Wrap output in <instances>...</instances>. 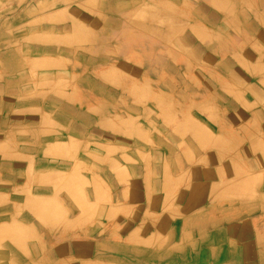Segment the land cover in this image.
I'll return each instance as SVG.
<instances>
[{"label":"crops","instance_id":"obj_1","mask_svg":"<svg viewBox=\"0 0 264 264\" xmlns=\"http://www.w3.org/2000/svg\"><path fill=\"white\" fill-rule=\"evenodd\" d=\"M263 87L264 0H0V264H261Z\"/></svg>","mask_w":264,"mask_h":264},{"label":"bare ground","instance_id":"obj_2","mask_svg":"<svg viewBox=\"0 0 264 264\" xmlns=\"http://www.w3.org/2000/svg\"><path fill=\"white\" fill-rule=\"evenodd\" d=\"M258 2V1H257ZM149 3V2H148ZM153 4V3H152ZM144 6V5H143ZM158 7V6H157ZM156 7V8H157ZM159 9V8H158ZM57 10V9H56ZM55 10V11H56ZM191 20V19H190ZM207 25V24H206ZM261 27V26H260ZM208 28V27H207ZM209 32V31H208ZM71 33V32H70ZM187 45V44H186ZM185 45V46H186ZM184 46V47H185ZM248 61V60H247ZM223 62V61H222ZM253 62V61H252ZM193 63V62H192ZM222 64V63H221ZM227 66V65H226ZM228 67V66H227ZM223 68H224V66H223ZM124 71V70H123ZM128 71V70H127ZM229 72V71H228ZM133 74V73H132ZM195 74V73H194ZM217 74V73H216ZM136 76H138V75H136ZM256 76V75H255ZM196 77H198V76H196ZM226 77V76H225ZM223 79V78H222ZM234 80V79H233ZM251 80V79H250ZM230 83H231V81H230ZM122 85V84H121ZM243 85V84H242ZM264 88V87H263ZM116 89V88H115ZM69 91V90H68ZM92 92V91H91ZM90 92V93H91ZM211 93V92H210ZM171 95H172V93H171ZM249 97V96H248ZM209 99V98H208ZM128 106V105H127ZM147 107V106H146ZM126 110V109H125ZM137 113V112H136ZM136 115V114H135ZM192 115V114H191ZM229 118V117H228ZM230 121V120H229ZM248 121H250V117H249V120ZM31 124V123H30ZM36 124V123H35ZM203 124V123H202ZM231 124V123H230ZM224 125V124H223ZM228 125V124H227ZM207 126V125H206ZM222 126V125H221ZM95 128V127H94ZM226 128V127H225ZM223 129V128H222ZM219 132V131H218ZM257 136V135H256ZM1 140V139H0ZM247 142V141H246ZM104 147V146H103ZM165 150V149H164ZM105 151V150H104ZM202 152V151H201ZM40 157V156H39ZM39 157H38V159H39ZM84 157V156H83ZM2 160V159H1ZM155 162V161H154ZM240 164V163H239ZM245 164H246V162H245ZM259 166V165H258ZM211 167H212V165H211ZM259 168V167H258ZM2 172V171H1ZM254 172H255V170H254ZM217 177V176H216ZM223 180V179H222ZM17 186H19V185H17ZM252 188L250 187L249 188V190H251ZM255 189V188H254ZM237 190V189H236ZM248 190V191H249ZM247 191V190H246ZM253 191V190H252ZM259 191V190H258ZM239 192H241V191H239ZM243 193L245 192V191H242ZM262 194V193H261ZM246 195V194H245ZM244 195V196H245ZM242 196V195H241ZM240 196V197H241ZM243 196V197H244ZM240 202L241 203H243L244 205H248V206H250V207H255L256 208V206L258 205V206H261V209H262V211H263V213H264V195H258V194H256V193H254V192H250L249 191V193L244 197V198H241V200H240ZM216 208V207H215ZM251 215V214H250ZM249 215V216H250ZM253 215V214H252ZM264 215V214H263ZM256 217H255V219H257V220H255L254 219V227H243V228H241V234L242 235H251V234H254L255 236H256V241L258 242V241H262L263 240V238H264V223H263V220H261V219H258L257 218V215H255ZM260 218V217H259ZM230 219V218H229ZM239 220H240V218H239ZM182 223V222H181ZM262 225V226H259L258 227V225ZM253 228V229H252ZM253 231H254V233H253ZM215 232V231H214ZM228 235V234H227ZM165 238V237H164ZM229 238V237H228ZM211 239V238H210ZM225 239V238H224ZM216 241V240H215ZM216 243V242H215ZM225 244V243H224ZM238 244V243H237ZM202 246V245H201ZM227 246V245H226ZM255 247H257V246H255ZM230 248V247H229ZM250 249H249V251H251L252 249H251V246L249 247ZM224 252V251H223ZM207 253V252H206ZM0 255H2V257H4L5 255L4 254H0ZM205 255V254H204ZM203 255V256H204ZM210 256V255H209ZM221 256V255H220ZM228 257V256H227ZM204 258V257H203ZM226 258V257H225ZM209 259V258H208ZM189 260V259H188ZM211 260V259H210ZM220 260V259H219ZM227 260V259H226ZM258 260V259H257ZM194 262H195V260H194ZM195 264V263H194ZM256 264V263H255ZM261 264H264V257H263V261L261 262Z\"/></svg>","mask_w":264,"mask_h":264}]
</instances>
